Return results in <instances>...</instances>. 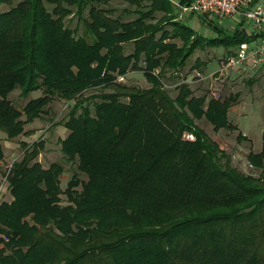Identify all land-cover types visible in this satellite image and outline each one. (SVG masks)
I'll list each match as a JSON object with an SVG mask.
<instances>
[{"label":"trees","instance_id":"16d2710c","mask_svg":"<svg viewBox=\"0 0 264 264\" xmlns=\"http://www.w3.org/2000/svg\"><path fill=\"white\" fill-rule=\"evenodd\" d=\"M110 1L20 0L0 11V132L30 135L24 126L50 102L73 101L59 144L76 163L62 189V164L35 161L43 141L22 143L6 176L13 199L0 201V264H264V129L246 156L260 172L243 173L195 123L235 129L236 97L205 103L187 83L175 96L163 87L198 47H237L264 32L248 34L241 20L230 33L211 24L217 36L205 38L175 19L170 0H123L134 9L118 13L100 6ZM70 15L82 35L65 25ZM133 70L150 86L116 81ZM92 87L103 91L85 95ZM16 88L41 94L18 109L8 99Z\"/></svg>","mask_w":264,"mask_h":264},{"label":"rangeland","instance_id":"374dc122","mask_svg":"<svg viewBox=\"0 0 264 264\" xmlns=\"http://www.w3.org/2000/svg\"><path fill=\"white\" fill-rule=\"evenodd\" d=\"M20 0H12V2L0 5V11L7 10L11 4L15 5ZM258 4L264 9V0H257ZM102 7L117 8L121 10L124 7L134 9L123 0H111L107 4H101ZM51 6H49L50 8ZM86 13V11H85ZM116 13V12H115ZM127 15V17H135L136 15ZM86 15V14H84ZM117 15V14H115ZM238 18V17H237ZM223 27V29L230 33V29L235 23L236 18H214ZM186 22L193 26L198 27L195 20L188 19ZM66 26L70 28L78 27L76 35H82L84 31L83 24L78 22L76 15H70L64 19ZM245 28L250 29L248 22L244 23ZM199 32L202 35L212 34L213 31L206 27L199 25ZM207 34L205 35L206 37ZM214 36L217 33L214 32ZM125 52L132 50L131 44L125 45ZM236 49L233 47H226L224 45H206L205 47H198L193 54L186 61L185 72L181 75H174L165 77L164 82L167 84L166 89L170 95L175 96L177 93V86L181 83L179 78L183 74L190 77L195 71H202L204 74L215 72L220 64L218 59L224 54L226 50ZM195 59L203 61L200 68H193ZM143 65V63H141ZM188 71V72H187ZM117 75L116 81L128 85H135L141 88H147L150 83L144 77L140 70L129 71L126 75L121 76L119 79ZM213 79L207 78L205 80H194L189 83V88L196 96H205V103L210 99H223L230 94L236 97L235 102L230 106L227 111L228 120L235 125V129L220 128L214 130L213 126L208 123L204 118L195 120L197 126L201 127L208 136L216 141L219 147L224 151L225 157L222 162L230 164L239 171L257 176L259 169L253 168L247 160V154L258 152L262 144V130L264 129V69L251 71L246 68H236L233 70L231 77L222 87H218ZM103 90L98 87H92L85 91V95H94L95 93ZM107 91V90H106ZM222 91V92H221ZM20 89L16 88L8 94V99L18 109H22L25 103L31 99L36 98L41 94L40 90L33 91L27 96L22 97L19 94ZM73 101L64 102L63 100L54 99L47 106L46 114L36 117L32 122L24 126L26 130H32L33 133L25 135L20 133L12 139H7L5 134L0 132V141L3 147V160L0 162V201H11L13 199L6 176L14 161L20 160L23 155L22 143L30 144L38 139L43 141V148L38 154L35 161L39 162L43 168H47L52 162H60L63 166V172L60 175V185L64 189L67 181L71 178L72 174L76 171V163L66 160L60 151L59 140L64 138L68 129L63 126L64 120L67 118V113L70 110ZM188 138L192 139V136ZM225 164V163H224ZM80 178L86 179L84 174H80ZM65 199V196H61ZM64 202V200H63Z\"/></svg>","mask_w":264,"mask_h":264},{"label":"built area","instance_id":"2783aa9c","mask_svg":"<svg viewBox=\"0 0 264 264\" xmlns=\"http://www.w3.org/2000/svg\"><path fill=\"white\" fill-rule=\"evenodd\" d=\"M182 12H194L200 15H207L215 18H229L237 16L248 22L257 33L264 32V9L255 0H192L190 4L179 6ZM264 61V36H259L253 41L241 42L236 49L220 59L218 69L210 74L202 71H195L190 77L183 74L179 82L191 83L194 80H205L212 77L218 87L224 88V83L229 80L232 72L236 68L257 67ZM154 73H159V68L154 69ZM181 75L180 72H175ZM123 75L118 76L122 79ZM163 87L167 84L163 83ZM222 92V91H221ZM190 137L192 135H189Z\"/></svg>","mask_w":264,"mask_h":264},{"label":"crops","instance_id":"0c3cea01","mask_svg":"<svg viewBox=\"0 0 264 264\" xmlns=\"http://www.w3.org/2000/svg\"><path fill=\"white\" fill-rule=\"evenodd\" d=\"M170 1L172 2V4H173L174 7H175L174 12L177 14L175 19H176L177 21L181 22V23H185L186 25H188L189 27H191L196 33L200 34V32H199V25H202V26L206 27L207 29H210V30L213 31L212 34H207V32H206L205 35L207 34V36H209V37H215V36H214V32H216V31H215L214 28H212L213 25H211V24H215V25H217V26L222 27V26L216 21V19H214L215 17H208L207 15H201V16H199V15H196V13L182 12V11L180 10V8H179V5H178L179 0H170ZM120 11H121V10H118L117 13L120 12ZM162 14H163V13H162V12H159V11L155 12V13H154V18H153L152 22H154V21H156L158 18H160V16H162ZM234 18H236V20H235L234 25L232 26V29L229 30L230 32H233V30L235 29V27L238 25V22L241 21V18H239V17L237 18V16H234ZM188 19L195 20L196 23L198 24V27L195 28V27L189 25V24L186 22V20H188ZM166 28L170 29L169 26H166ZM222 28H223V27H222ZM245 30L247 31L248 34H250V33L256 34V33H257L255 30L252 29L251 26H250V29L245 28ZM201 35H202V34H201ZM205 35H203L205 38H209V37H206ZM176 41L179 42L178 39H177ZM233 48H235V47H233ZM234 50H235V49H230V50L228 49V50H226V51L224 52V54L218 59V62H219V60H220L223 56L232 53ZM130 52H131V51H130ZM130 52H126V53H130ZM196 60H198V59H195V61H196ZM195 61H194V62H195ZM198 61H201V60H198ZM202 62H203V61H202ZM186 68H189V67H186V66H185V67H183L182 69H180L181 73H183V71H184V73H186V72H185V69H186ZM242 68H244V67H242ZM245 68H246V70H249V69H250L251 71L254 70V72H255V71L257 72V70L264 69V61H263L261 64H259L257 67L251 68L250 66L247 65ZM187 72H188V71H187ZM169 74H170V72H168L166 75L168 76Z\"/></svg>","mask_w":264,"mask_h":264}]
</instances>
